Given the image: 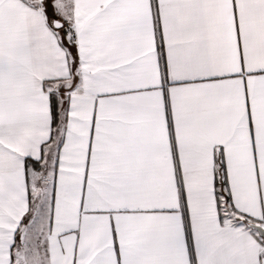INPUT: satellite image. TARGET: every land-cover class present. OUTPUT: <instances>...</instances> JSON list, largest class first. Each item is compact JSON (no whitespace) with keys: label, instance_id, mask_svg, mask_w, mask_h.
<instances>
[{"label":"snow or ice","instance_id":"1","mask_svg":"<svg viewBox=\"0 0 264 264\" xmlns=\"http://www.w3.org/2000/svg\"><path fill=\"white\" fill-rule=\"evenodd\" d=\"M0 264H264V0H0Z\"/></svg>","mask_w":264,"mask_h":264}]
</instances>
